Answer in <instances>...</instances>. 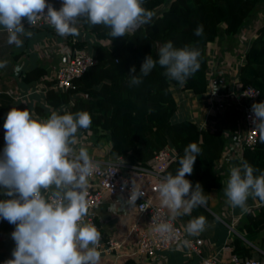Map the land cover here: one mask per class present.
<instances>
[{
  "label": "clouds",
  "instance_id": "obj_1",
  "mask_svg": "<svg viewBox=\"0 0 264 264\" xmlns=\"http://www.w3.org/2000/svg\"><path fill=\"white\" fill-rule=\"evenodd\" d=\"M154 12L143 7V0H63L59 9L48 0H0V26L8 33V43L21 47L25 31L24 19L30 26L43 19L60 36H79L81 21L90 26L102 25L112 38L151 24ZM203 35V25L194 30ZM200 51L194 47L176 48L172 41L158 51V60L145 57L138 75L133 65L129 71L130 85H139L157 64L165 76L181 86L200 68ZM7 61H0L5 68ZM253 123L264 133V102L253 103ZM92 123L87 111L53 112L47 119L33 118L27 108H11L4 122L5 146L0 152V220L15 225L11 238L15 242L12 259L4 264H100L101 233L94 224L86 223L85 200L88 178L96 165L88 152L74 145L79 129ZM264 140V135H261ZM201 149L190 143L179 159L175 175L168 174L158 186L163 206L170 212L168 221L154 226V232L167 237L173 231L178 216L191 215L193 208L206 202L204 190L186 179L191 175ZM246 161L230 169L224 187L227 202L233 208L247 212L249 197L264 202V172ZM141 191H132L128 203H135ZM203 216L186 225L189 234L206 228Z\"/></svg>",
  "mask_w": 264,
  "mask_h": 264
},
{
  "label": "trees",
  "instance_id": "obj_2",
  "mask_svg": "<svg viewBox=\"0 0 264 264\" xmlns=\"http://www.w3.org/2000/svg\"><path fill=\"white\" fill-rule=\"evenodd\" d=\"M260 1L143 0V7L155 14L151 24L124 37L112 38L108 28L87 23L88 30L95 36L90 52L97 62L75 78L72 87H53L54 78H43L46 73L40 66L23 73L22 80L25 82L41 77L45 81L43 104L36 105L35 112L48 118L53 112L87 111L91 116V126L79 129L76 138L80 135L96 138L107 134L110 150L135 164L145 165L160 148L171 145L176 150V158L166 168L167 175L177 173L185 147L196 143L201 152L192 174L186 175V179L193 187L197 183L201 185L206 202L193 208L188 216L191 219L203 216L207 221L213 217L209 210V193L212 188H221L225 181L216 163L225 151L227 139L219 129L199 128L189 117H177L174 92L181 87L192 94H204L207 89V43L215 41L222 32L228 36L236 34ZM62 2L48 0V3L59 7ZM162 5L161 10L156 12ZM198 25H203L201 36L194 34ZM65 37L71 44L72 36ZM168 41H172L176 48L189 46L198 49L201 53L199 70L181 86L167 78L165 69L157 64L147 76L141 77L139 85H130L131 67L134 65L140 75L145 57L151 55L158 60L159 48ZM75 43L78 46L85 44L80 39ZM238 69L241 83L259 88L264 97V18L254 29V36ZM16 107L26 108L13 102L10 95L0 93V124H4L8 111ZM261 135L264 133L260 130L257 142L241 150L240 165L246 161L257 170L254 175L264 172V140H261ZM4 146L5 140L1 137L0 152ZM1 198L6 197L0 195ZM254 200L258 204L240 217L236 229L238 235H229L233 253L240 256L256 253L246 240L264 249V202ZM94 220L97 223L95 217Z\"/></svg>",
  "mask_w": 264,
  "mask_h": 264
},
{
  "label": "built area",
  "instance_id": "obj_3",
  "mask_svg": "<svg viewBox=\"0 0 264 264\" xmlns=\"http://www.w3.org/2000/svg\"><path fill=\"white\" fill-rule=\"evenodd\" d=\"M52 5L56 9L60 8L57 5ZM22 22L25 26L34 29L52 28L43 19L37 20L32 26L28 24L27 20ZM253 36L254 32L248 37L247 45L240 59L229 64V67H227L229 61L225 59L226 57L222 58L218 54L214 41H210L206 45L207 89L203 94L205 98L204 100L203 98L199 99V101L196 98L193 100V102L203 103L202 117H196L198 113L194 112L189 118L199 128L219 129L227 142L230 143V146L228 143L226 144L223 155L217 160L216 165L220 171L230 172L232 167L239 166L242 148L254 145L260 132V129L253 123L252 105L264 102V97L259 88L251 84H242L238 74L240 62L243 60L246 47ZM77 39H80L79 36H72L71 44H69L66 38L69 55L53 74V87L55 88L72 87L73 80L97 62V58L85 46L76 45ZM189 93L193 96L196 95ZM3 125L0 124V138L5 134ZM90 158L96 165V169L88 178L86 186L87 215L84 217L86 223L94 224L97 229L99 228L94 220V209L106 197L123 194L129 200L132 191L143 192L134 205L144 216L145 224L136 221L130 227V234L135 239V254L156 258L162 251L181 248L191 264H264V249L246 239L256 250V253L251 256H240L233 253L231 237L226 239L214 253L205 254L206 238L201 233L189 234L186 227L176 219L172 221V233L166 238L154 232L155 224L168 221L170 218L169 210L161 203L158 186L167 176L166 168L176 158V150L173 146L165 145L160 148L145 165L132 163L128 158L117 153H114L113 157L105 159L91 156ZM228 178L229 176L225 179ZM229 227V235L232 232L238 234L231 226ZM104 246L109 250L117 249L120 247V243L113 238L104 239L101 233L100 247Z\"/></svg>",
  "mask_w": 264,
  "mask_h": 264
},
{
  "label": "crops",
  "instance_id": "obj_4",
  "mask_svg": "<svg viewBox=\"0 0 264 264\" xmlns=\"http://www.w3.org/2000/svg\"><path fill=\"white\" fill-rule=\"evenodd\" d=\"M78 27L80 40L91 51L95 36L88 30L86 22L81 21ZM25 31L31 32L32 35L31 37L21 35L19 38L23 41V44L21 47H17L15 44L8 43L9 33L0 26V61H7V66L0 68V93L10 95L13 98V102L26 107L29 111L31 109L30 113L33 118L43 120L47 118L35 112L36 105L43 104L41 98L45 90L43 78L50 79V77H53L57 67L67 60L69 47L66 45V37L58 35L55 30H50L49 28L34 29L25 26ZM217 39L214 43H216ZM221 49L219 46V51ZM35 66L45 69L46 74L43 78L41 77V79L32 80L31 82L23 81V73ZM174 95L177 101V117H190L191 113L194 112L198 113L196 117H202L203 103L193 102V100L195 98L198 101L202 98L204 100L205 95L199 96L196 94L193 96L187 90H181L178 87ZM33 98L34 103L32 104ZM45 108L48 110V106H45ZM76 139L77 143L73 147L77 154L80 148H84L91 157L105 159L114 156V153L110 150V140L107 134L96 138L94 136L80 135ZM223 188L224 186L212 188L209 193V210L215 217L207 220L205 230L200 232L207 240L205 254L214 253L229 238V229L217 218L226 216L230 221L232 220L228 209L223 207L219 201V192ZM251 204L253 206L257 205L254 199L249 197L247 207ZM213 208L217 210H213ZM240 212L242 210L239 207L232 208V214L236 215V213L239 214ZM94 216L103 238H113L120 243V247L117 249L109 250L105 249V246L99 247L101 253L100 264H191V261L187 259L185 252L181 248L167 249L162 251L156 258L144 257L134 253L135 239L130 234V227L136 221L145 224V218L134 203H128L127 198L123 194L106 197L95 207ZM176 220L186 227L191 218L188 215H181ZM14 227L15 225L9 224L5 220H0V264H4L6 260L13 258L12 251L15 247V242L11 238V233Z\"/></svg>",
  "mask_w": 264,
  "mask_h": 264
},
{
  "label": "rangeland",
  "instance_id": "obj_5",
  "mask_svg": "<svg viewBox=\"0 0 264 264\" xmlns=\"http://www.w3.org/2000/svg\"><path fill=\"white\" fill-rule=\"evenodd\" d=\"M163 6L164 5L159 7L156 10V12L160 11ZM263 18H264V0H262L258 3L256 9L249 15V17L247 18L244 25L241 27V29L236 34L228 36L222 32L219 35V37L216 41V47L218 49L217 52L222 58L226 57L225 59L229 61V63H227V67H229V64L231 65L233 62L240 59V57L242 56L243 50L245 49V46L247 45L248 37L254 32V29L262 22ZM38 35H40V34H38ZM29 44H30V40H29ZM219 46H220V48H222L220 51H219ZM41 98L43 100V95ZM33 103H34V98L32 100V104ZM30 112H31V109H30ZM230 138H233V137H230ZM235 138L238 139V137H235ZM228 144L230 146V143H228ZM221 172L224 174V178L228 177L229 176L228 174L230 173L229 171H221ZM224 180L225 181H224V184L222 186L225 187L227 179H224ZM223 189L219 192V201L221 202V205H223V207L228 209V212L230 214L229 216H232V220L230 221L229 218H227L226 216L217 217V218L220 221H222L227 226L228 229H230L229 226H231L234 230H236V229H238L237 226H238V223L240 221V217L244 212H240L239 214L236 213V215L232 214V208L233 207H231L229 205V203L227 202V198L224 194ZM255 203H257V202L255 201ZM252 207H254V206L251 204L248 207V209H250ZM213 210H217V209L213 208ZM213 217H215V216H213ZM233 233H236V232H232V234ZM234 235H238V234H234Z\"/></svg>",
  "mask_w": 264,
  "mask_h": 264
}]
</instances>
